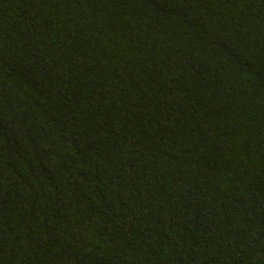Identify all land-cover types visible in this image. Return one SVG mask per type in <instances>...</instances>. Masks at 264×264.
Segmentation results:
<instances>
[{
  "label": "trees",
  "instance_id": "1",
  "mask_svg": "<svg viewBox=\"0 0 264 264\" xmlns=\"http://www.w3.org/2000/svg\"><path fill=\"white\" fill-rule=\"evenodd\" d=\"M0 264H264V0H0Z\"/></svg>",
  "mask_w": 264,
  "mask_h": 264
}]
</instances>
